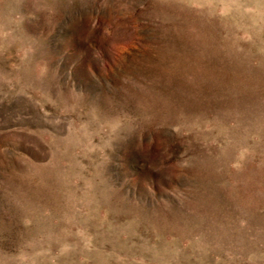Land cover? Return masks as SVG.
I'll use <instances>...</instances> for the list:
<instances>
[{"label": "rangeland", "instance_id": "1", "mask_svg": "<svg viewBox=\"0 0 264 264\" xmlns=\"http://www.w3.org/2000/svg\"><path fill=\"white\" fill-rule=\"evenodd\" d=\"M0 264H264V0H0Z\"/></svg>", "mask_w": 264, "mask_h": 264}]
</instances>
